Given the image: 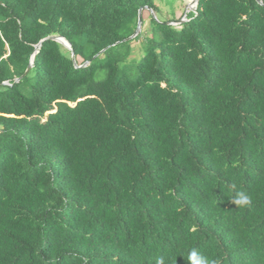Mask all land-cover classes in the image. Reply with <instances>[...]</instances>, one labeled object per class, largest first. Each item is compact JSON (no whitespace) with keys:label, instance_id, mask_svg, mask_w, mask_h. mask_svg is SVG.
Returning a JSON list of instances; mask_svg holds the SVG:
<instances>
[{"label":"trees","instance_id":"16d2710c","mask_svg":"<svg viewBox=\"0 0 264 264\" xmlns=\"http://www.w3.org/2000/svg\"><path fill=\"white\" fill-rule=\"evenodd\" d=\"M144 7L0 0V264H264V0Z\"/></svg>","mask_w":264,"mask_h":264},{"label":"rangeland","instance_id":"374dc122","mask_svg":"<svg viewBox=\"0 0 264 264\" xmlns=\"http://www.w3.org/2000/svg\"><path fill=\"white\" fill-rule=\"evenodd\" d=\"M154 3L157 8L155 13H151L148 10H143L142 12L143 25L141 32L149 29L150 17L160 22L175 21L174 25L176 26L179 20L185 21L187 15L192 13L188 7L189 0H154ZM142 47L141 41L132 43L133 54L128 61L129 65L137 62L143 55Z\"/></svg>","mask_w":264,"mask_h":264},{"label":"water","instance_id":"95a60500","mask_svg":"<svg viewBox=\"0 0 264 264\" xmlns=\"http://www.w3.org/2000/svg\"><path fill=\"white\" fill-rule=\"evenodd\" d=\"M198 1H199V0H194V2H193V3H194V6L190 9L191 12H193V13L196 12V6H197V4H198ZM258 3H259V4H262L261 1H258ZM189 5H190V4H188V7H189ZM143 10H148V11H150V12L152 13V11H151L149 8H147V7H144V8L139 9V12H138V22H137V28H136V31H135V33H134L132 36L128 37V38L125 39L124 41H129V40L134 39V38H135V37L141 32V28H142V12H143ZM182 22H184V20H179V21L177 22V24H181ZM168 24L174 25V22H172V23H168ZM47 40H50V41H56V42L62 44V45H63L65 48H67L68 50H70V51L72 52V60H73V62H74V64H75V57H74V54H73V51H72L71 45H70V43H69L68 41H66V40H65L63 37H61V36H50V37H47L46 39H43L42 41H40V43H38V44L36 45V48H38V47L41 45L42 42L47 41ZM116 44H118V43H116ZM106 49H107V48H105V49H103L102 51H100L97 55H95V56L93 57V59L96 58V57H98V56H99L101 53H103ZM32 62H33V59L31 58L30 64H29L27 70L25 71V73H24V75H23L22 77H24V76L29 72V70H30L31 67H32ZM88 63H89V62H86V63H84V64H83L82 66H80V67H84V66L88 65ZM75 67L78 68V66H77L76 64H75ZM22 77H21V78H22ZM19 80H20V78L17 79L16 82H18Z\"/></svg>","mask_w":264,"mask_h":264},{"label":"clouds","instance_id":"9594fccd","mask_svg":"<svg viewBox=\"0 0 264 264\" xmlns=\"http://www.w3.org/2000/svg\"><path fill=\"white\" fill-rule=\"evenodd\" d=\"M233 190H235L234 186ZM232 202L240 208L251 207L252 205V198L246 192L243 191H236L235 195L232 199ZM188 264H215L214 261H209L207 257H205L202 253L197 251L196 249H192L187 258ZM156 264H164L163 258H159L156 261Z\"/></svg>","mask_w":264,"mask_h":264},{"label":"bare ground","instance_id":"6f19581e","mask_svg":"<svg viewBox=\"0 0 264 264\" xmlns=\"http://www.w3.org/2000/svg\"><path fill=\"white\" fill-rule=\"evenodd\" d=\"M191 3H192V0H189V9H191L193 6H194V3L191 5Z\"/></svg>","mask_w":264,"mask_h":264}]
</instances>
